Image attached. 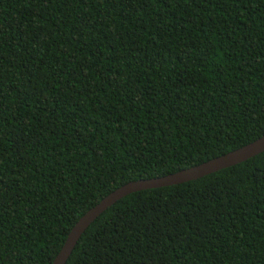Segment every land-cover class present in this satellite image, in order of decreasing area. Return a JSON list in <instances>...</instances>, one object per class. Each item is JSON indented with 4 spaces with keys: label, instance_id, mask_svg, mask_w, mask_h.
Here are the masks:
<instances>
[{
    "label": "trees",
    "instance_id": "obj_1",
    "mask_svg": "<svg viewBox=\"0 0 264 264\" xmlns=\"http://www.w3.org/2000/svg\"><path fill=\"white\" fill-rule=\"evenodd\" d=\"M263 135L264 0H0V264ZM65 264H264V152L126 195Z\"/></svg>",
    "mask_w": 264,
    "mask_h": 264
},
{
    "label": "water",
    "instance_id": "obj_2",
    "mask_svg": "<svg viewBox=\"0 0 264 264\" xmlns=\"http://www.w3.org/2000/svg\"><path fill=\"white\" fill-rule=\"evenodd\" d=\"M262 152H264V135L237 149L207 160L198 165H194L189 168L167 174L165 176L138 179L121 185L107 194L93 207L88 209L75 222L69 231L62 247L54 257L52 264H65L81 235L89 227V225L108 207L112 206L115 202L126 195L140 190L176 185L195 180L205 175L217 172L221 169L244 162L247 159L252 158Z\"/></svg>",
    "mask_w": 264,
    "mask_h": 264
}]
</instances>
